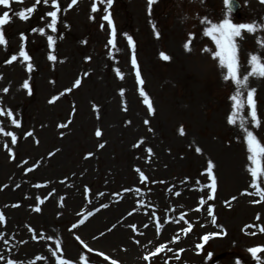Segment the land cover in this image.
I'll list each match as a JSON object with an SVG mask.
<instances>
[{
	"label": "rangeland",
	"instance_id": "374dc122",
	"mask_svg": "<svg viewBox=\"0 0 264 264\" xmlns=\"http://www.w3.org/2000/svg\"><path fill=\"white\" fill-rule=\"evenodd\" d=\"M58 2L56 32L47 27L51 0L0 6L11 18L7 46L0 45V264H264V251L256 258L248 251L264 247V201L249 171L261 169L255 183L264 190V157L253 165L246 143L251 131L264 145V78L249 76L239 89L226 81L203 22L257 26L236 38L242 78L251 55L264 58V15L253 22L246 15L256 0H243L249 10L240 16L225 0H157L151 11L148 0ZM33 6L28 20L16 15ZM40 28L44 35L33 31ZM22 46L32 71L19 57ZM251 89L259 127L247 104ZM238 90L244 107L229 124ZM209 160L215 193L207 187Z\"/></svg>",
	"mask_w": 264,
	"mask_h": 264
},
{
	"label": "snow or ice",
	"instance_id": "6c2138e0",
	"mask_svg": "<svg viewBox=\"0 0 264 264\" xmlns=\"http://www.w3.org/2000/svg\"><path fill=\"white\" fill-rule=\"evenodd\" d=\"M16 2H20L22 3L23 0H16ZM41 2H43L45 5H47L49 3V0H35V4L39 5L41 4ZM78 2V0H71V5H69V7L75 5ZM101 2H104V0H101ZM107 5L110 7L113 0H106ZM262 3H264V0H261ZM12 3V0H0V6H3L4 8H10ZM154 3H157V0H148V6H149V10L151 11V7ZM229 0H225V4H228ZM51 6L55 9L51 12H48L46 15L48 17L51 18L50 23L47 25L48 28L51 29L52 32H56L57 31V22H58V13L61 11L60 9V5L58 0H51ZM37 11L36 7H28L27 9H25L24 11H21L19 13H17L16 15L19 16V18L21 20H28L30 18V15H26V13L28 14H34ZM92 11L95 12L97 11V6L96 4H93L92 7ZM230 11V9H229ZM10 14L8 11L3 12L2 15H0V45L3 46H7V40L3 31V27L4 25L8 24L10 22ZM104 19L108 21L109 25H112V20L110 19L109 16H104ZM206 25L205 29H204V34L206 36H210L216 44V51L214 53V57L213 58H219V63L221 65V67L226 68L227 69V75L224 76V79L226 81L231 80L234 81L239 89V87L242 86V84H245L248 79L249 76H259L264 78V58H262L261 56L258 55H251L250 60H249V65L251 67V70L243 75V77L241 78L240 73H239V69H240V61H239V51H238V45L236 43V38L241 37L242 32H248V33H255L257 31V26L253 23H233L230 19L224 18L222 19L221 22H212L209 19H205L203 21ZM33 31H38L40 35H44V29L40 28V29H33ZM157 35H159V33H157ZM113 36H115V30L113 29ZM21 40L24 41L26 40V37L21 34ZM48 40V44L49 47H51L54 44V40L53 37L51 35H49L47 37ZM128 42L130 45L133 46V48L135 47L132 38L128 37ZM110 44H113V47H115L114 41L113 40H109ZM258 43L261 44V46H264V41H259ZM187 50H191L190 49V42L189 44L185 45ZM162 58L164 60H169L170 57H168L167 55H164L163 53L161 54ZM19 57L23 58L24 61L28 62L27 63V69L28 71H32L33 65L31 64V57L29 56V54L24 50L23 46L20 49L19 52ZM18 59V57L16 55H13L8 61L7 63H12L14 61H16ZM49 60H55L56 57L54 55H49L48 57ZM132 64L133 67L136 68V78L137 81L140 85H143L144 81L141 78V74L139 71V68L137 66V61H136V57L135 55H133L132 58ZM76 86H79L80 84V80H76L75 82ZM24 88H28V84L27 82L24 83ZM5 92L8 91V89H4ZM256 90L255 89H251V91L248 92L247 94V104L248 107L251 109V119L252 121L255 123V126L259 127L260 126V120L257 116V109H256V104L255 101L253 99V96L255 94ZM31 94V93H29ZM121 95H123V92L121 93ZM140 95L144 98V103L147 105L148 110L150 113L154 114V108L153 105L150 101V98L148 97V95L145 93V91L143 90V88L141 87L140 90ZM241 93L239 92V90L236 92V94L231 96V100L233 101V115H230L228 118V123L229 124H235L236 121L234 119L235 114L237 113V111L241 108L244 107L243 102L239 101V97H240ZM55 99V98H54ZM52 101H50L51 103ZM3 114V111L0 110V115ZM9 116H11V112L8 113ZM14 124H17V122L15 120H13ZM145 123H148V121H145ZM17 126H19L17 124ZM67 125H61V127H66ZM0 131H2V129H0ZM96 136L100 137L101 136V131L97 130L96 131ZM184 134V130L183 128H181V135ZM5 135H11L12 136V143H16V136L11 134V133H5ZM28 135H31V133H28ZM246 143L248 145V152H249V156H248V160L253 164V165H257L258 161H257V157H264V145H262L258 140L257 137L253 134V132L248 131L247 135H246ZM100 148L104 147V144H100L99 145ZM151 150L149 149V152ZM197 152H200V149L197 148L196 149ZM215 165L214 163L209 160L207 163V167H206V173L207 176L210 180V183L207 185V187L211 190L212 193H215L216 189H217V179L216 176L214 175L213 169H214ZM32 169H29V171H31ZM139 171V170H137ZM249 171L253 177V184L252 187L257 189V194L259 195L260 199L262 201H264V190H261L258 185L255 183V178L258 175V172L261 171V169L259 167H250ZM140 179L143 181L146 179V177L144 176L143 173L140 174ZM209 200L213 199L212 195H209L208 197ZM233 199H235V197H233ZM42 202V201H41ZM201 203H203V201H201ZM13 207H18V205H13ZM35 211L39 212L40 208H36ZM208 212L211 214L212 209L208 208ZM213 223H215V217L213 216ZM5 220L4 214L0 213V222H3ZM80 223H84L83 220L80 221ZM73 227H76V225H73ZM251 227V226H249ZM261 231L264 232V228H261ZM77 239H79V237H77ZM205 240L209 239V237L206 235L204 237ZM88 251H92V249H88ZM161 248L158 247L156 249V253H160ZM248 251L250 252V254L256 258L257 254L264 251V247H252L250 249H248ZM0 259H2V257H0ZM82 260H84V257H81ZM146 260H148L149 258L146 256L145 257ZM7 264H15L14 261L9 260L7 262ZM58 264H71L70 261L68 260H64L61 259L58 261ZM112 264H116V261H112ZM237 264H239V261L237 262Z\"/></svg>",
	"mask_w": 264,
	"mask_h": 264
},
{
	"label": "bare ground",
	"instance_id": "6f19581e",
	"mask_svg": "<svg viewBox=\"0 0 264 264\" xmlns=\"http://www.w3.org/2000/svg\"><path fill=\"white\" fill-rule=\"evenodd\" d=\"M261 179H262V181H263V186H264V177H261ZM237 182H240L239 183V185H241L242 184V182H244V180L243 181H236V179H235V183H237ZM43 264H45V263H43Z\"/></svg>",
	"mask_w": 264,
	"mask_h": 264
}]
</instances>
